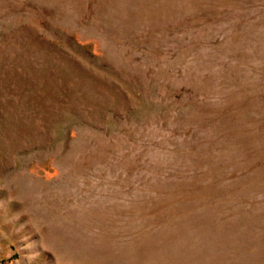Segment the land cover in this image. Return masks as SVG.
Returning a JSON list of instances; mask_svg holds the SVG:
<instances>
[{"label": "rangeland", "instance_id": "1", "mask_svg": "<svg viewBox=\"0 0 264 264\" xmlns=\"http://www.w3.org/2000/svg\"><path fill=\"white\" fill-rule=\"evenodd\" d=\"M0 264H264V0H0Z\"/></svg>", "mask_w": 264, "mask_h": 264}]
</instances>
